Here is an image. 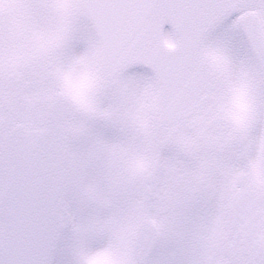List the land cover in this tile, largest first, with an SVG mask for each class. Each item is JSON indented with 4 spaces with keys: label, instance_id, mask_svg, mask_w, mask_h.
<instances>
[{
    "label": "snow or ice",
    "instance_id": "obj_1",
    "mask_svg": "<svg viewBox=\"0 0 264 264\" xmlns=\"http://www.w3.org/2000/svg\"><path fill=\"white\" fill-rule=\"evenodd\" d=\"M0 264H264V0H0Z\"/></svg>",
    "mask_w": 264,
    "mask_h": 264
}]
</instances>
